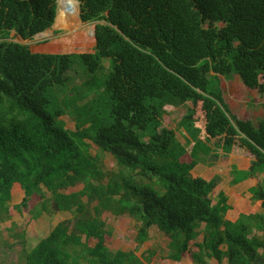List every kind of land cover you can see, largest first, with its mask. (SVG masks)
Returning a JSON list of instances; mask_svg holds the SVG:
<instances>
[{"label":"trees","instance_id":"16d2710c","mask_svg":"<svg viewBox=\"0 0 264 264\" xmlns=\"http://www.w3.org/2000/svg\"><path fill=\"white\" fill-rule=\"evenodd\" d=\"M77 1L93 34L73 38L91 49L35 52L10 33L31 39L51 27L57 0H0V213L73 215L22 248L25 264H145L153 251L108 248L104 211L133 218L139 241L152 226L165 232L175 262L264 264V213L227 219V197H211L214 180L191 173L200 155L238 145L252 157L247 172L264 174V116L254 124L233 114L217 76L237 74L264 93V0ZM76 63L81 85L67 75ZM180 106L176 126L164 125ZM66 114L74 129L59 119ZM102 152L115 171L100 168ZM14 183L24 196L9 206ZM251 192L264 209V177Z\"/></svg>","mask_w":264,"mask_h":264},{"label":"rangeland","instance_id":"374dc122","mask_svg":"<svg viewBox=\"0 0 264 264\" xmlns=\"http://www.w3.org/2000/svg\"><path fill=\"white\" fill-rule=\"evenodd\" d=\"M75 1L79 13V2ZM59 9L60 1L57 0V14ZM55 21L56 18L52 26L46 29L43 34L31 39H23L13 31L10 33L9 39L28 44L31 50L35 52H83L91 49L93 44L90 41L82 42L76 37L75 40L73 36H76L78 32H85L91 35L90 31L93 30V23L81 22V25L69 29L59 25L56 26ZM76 64L75 67L67 71V75L73 77V84L81 85L87 79V76L83 72L84 67L80 63ZM103 64L107 69L109 60L104 59ZM217 76L223 90L224 100L228 103L231 112L240 119L250 120L254 124H257V121L264 116V95H261L257 89H246L239 83L240 80L238 81L236 74L230 75L229 78H225V76L220 74ZM59 98L62 99L63 95H59ZM87 99L88 97L78 101V104H82ZM185 110L184 106L171 109L164 115V125L175 127L185 113ZM199 114L202 115L201 112ZM59 119L64 122L66 128L74 129V120L68 114L60 116ZM176 136L178 140L184 142L179 132H176ZM96 150V147L91 143V152L94 154ZM100 158V168L104 172L115 171L117 169L115 160L110 153L102 152ZM207 159L215 160L212 155L207 156ZM216 179H213L214 182H216ZM81 188L82 184H79L66 190L67 192L78 191ZM61 191H65V189H61ZM215 192L214 190L211 193V197L214 198L216 196ZM12 194L13 198L9 201V205L20 202L24 196L21 186L16 184L12 187ZM45 196L49 197L50 194L45 192ZM36 199L37 202L41 201L39 198ZM85 199L86 197H83V200ZM36 201H33L31 206ZM93 204L94 202L88 204L91 211ZM72 216L70 211H61L55 208L54 211L42 212L36 219H32L28 209L25 208L21 212L15 210L12 216L4 212L0 213V264H25L21 255L22 248L30 250L39 240L47 236L49 231L59 221L69 220ZM101 218L105 221V229L108 231L106 245L113 251L117 249H132L135 250L137 255L146 254L149 250L153 251L154 254H148L143 258L145 264H194L190 263V259L187 256L178 263L166 258V255L171 252L168 247L169 238L165 232L159 231L153 226L148 229L147 237L139 241L137 239L136 223L127 214L117 216L110 211H104L101 214ZM18 233H23V235H16ZM201 238L202 234L200 233L196 239L201 240ZM90 243L93 244L94 240H90ZM212 262L214 261H210V263Z\"/></svg>","mask_w":264,"mask_h":264},{"label":"crops","instance_id":"0c3cea01","mask_svg":"<svg viewBox=\"0 0 264 264\" xmlns=\"http://www.w3.org/2000/svg\"><path fill=\"white\" fill-rule=\"evenodd\" d=\"M236 76L239 81V76L237 74ZM239 83L244 86L241 80ZM260 94L264 95V93ZM181 137L184 140V137L182 135ZM210 155L211 154L200 155L202 156V160L198 161V163L193 167L191 173L195 176H200L206 180H213L214 178H217L216 182H214L215 185L213 187V189L216 191L214 193L216 195L214 199H218V194L220 193L224 194L227 197V204L229 205V208L226 211L225 217L233 221L237 219L240 213H264V209L261 207V201L255 200L253 198V193L251 192V189L253 187L257 186L260 182H262L264 174L259 172H247L250 169L252 159L249 152L246 151L244 148L239 147L238 145H234L229 153L225 155H220L219 157H214L215 160L207 159V156ZM15 184L19 185L18 183H14L13 186H15ZM213 189L212 191L214 192ZM212 191L211 193H213ZM15 204H10L9 206H14ZM14 211L15 210H11L9 212V215L12 216L14 214ZM190 263L192 262L190 261Z\"/></svg>","mask_w":264,"mask_h":264},{"label":"bare ground","instance_id":"6f19581e","mask_svg":"<svg viewBox=\"0 0 264 264\" xmlns=\"http://www.w3.org/2000/svg\"><path fill=\"white\" fill-rule=\"evenodd\" d=\"M60 9L56 16L55 24L63 28L72 29L77 25H81L78 17V8L75 0H59ZM90 34H93L90 31Z\"/></svg>","mask_w":264,"mask_h":264},{"label":"water","instance_id":"95a60500","mask_svg":"<svg viewBox=\"0 0 264 264\" xmlns=\"http://www.w3.org/2000/svg\"><path fill=\"white\" fill-rule=\"evenodd\" d=\"M78 17H79L80 21L83 22L82 19H81V17H80V14H78ZM91 32L93 33V30H91ZM43 33H44V31L39 32V33L35 34L34 37H35V36H38V35H41V34H43ZM18 42H20V41H18ZM21 43H23V42H21ZM24 44H25V43H24Z\"/></svg>","mask_w":264,"mask_h":264}]
</instances>
